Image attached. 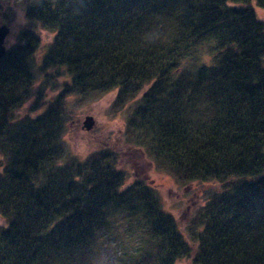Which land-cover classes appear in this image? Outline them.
Wrapping results in <instances>:
<instances>
[{"label": "trees", "instance_id": "1", "mask_svg": "<svg viewBox=\"0 0 264 264\" xmlns=\"http://www.w3.org/2000/svg\"><path fill=\"white\" fill-rule=\"evenodd\" d=\"M22 1L54 32L36 65L62 88L26 106L40 42L21 30L0 58V264H87L113 222L138 234L127 264H264V23L251 5L264 0ZM203 46L209 61L184 68ZM111 90L118 108L134 103L123 147L60 161L65 96ZM131 150L202 196L186 223L151 183L126 185Z\"/></svg>", "mask_w": 264, "mask_h": 264}, {"label": "rangeland", "instance_id": "2", "mask_svg": "<svg viewBox=\"0 0 264 264\" xmlns=\"http://www.w3.org/2000/svg\"><path fill=\"white\" fill-rule=\"evenodd\" d=\"M30 2L22 0H1L0 1V24H5L9 28L5 39V45L14 42L16 35L25 28L32 29L39 39V48L37 49L31 65V75L34 79L31 97L26 106L29 107L34 99L36 92L42 91L47 97L55 96L62 88V77L53 74L52 76H43L38 72V57L46 52L54 32L44 29L40 24L29 21L24 16V10ZM239 4L237 6H244ZM258 20L264 23V8L251 3ZM207 47L203 46L198 53V57H187L183 61L184 68L199 66L209 61L207 57ZM52 73V72H51ZM50 73V74H51ZM115 90L105 93L86 92L72 93L65 96V106L67 108L66 125L63 130L64 156L60 161L65 163L68 159L79 156L85 158L88 153L103 149L106 152L110 149L123 147L124 143V120L126 112L134 104L133 102L118 108L115 104ZM30 103V104H29ZM26 109V108H25ZM21 111L22 115L29 114ZM86 115H92L94 124L91 130L81 129L82 121ZM33 116V115H30ZM108 148V149H107ZM137 151H127L119 159L120 167L124 168L125 181L128 185L135 179L151 183L155 188L161 208L172 214L180 223H186L198 210L201 204V195L184 193L182 187L176 182L172 175L156 168H151L150 162ZM64 159V160H63ZM3 221L0 219V225ZM116 228L111 234L104 235L97 246L89 253V263L87 264H127L122 254L132 251L138 234L131 230L126 231V227L120 222H113L112 228ZM177 264H189L182 260Z\"/></svg>", "mask_w": 264, "mask_h": 264}, {"label": "water", "instance_id": "3", "mask_svg": "<svg viewBox=\"0 0 264 264\" xmlns=\"http://www.w3.org/2000/svg\"><path fill=\"white\" fill-rule=\"evenodd\" d=\"M9 28L5 24H0V58L4 55L6 50L5 39L8 35ZM94 124L92 115H86L81 124V129L91 130Z\"/></svg>", "mask_w": 264, "mask_h": 264}]
</instances>
